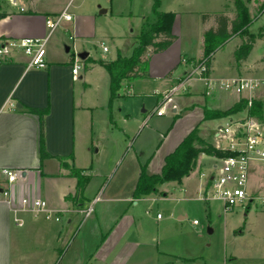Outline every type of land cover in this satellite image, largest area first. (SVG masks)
<instances>
[{"label":"crops","instance_id":"crops-1","mask_svg":"<svg viewBox=\"0 0 264 264\" xmlns=\"http://www.w3.org/2000/svg\"><path fill=\"white\" fill-rule=\"evenodd\" d=\"M17 1L26 6L27 11L20 12L7 1L0 4V14H4L0 18V37H45V17L56 12L33 10L35 0ZM176 19L177 14L172 27L175 35ZM203 24L202 52L199 55L188 54L182 47L175 49L179 40L177 36L173 45L151 55L144 78L126 81L129 92L125 96L132 98V107L136 99L150 94H155L156 107L162 105L165 96L169 97L163 106L164 114L157 115L155 119V126L145 135L139 134L140 127L147 125L150 118H138V112H130L131 105L127 103L123 109L120 108L123 125L120 130L124 134L122 144L114 138V129H109L111 136L106 133L104 148L97 146L96 150L94 108L84 99L86 79L83 74L74 77L72 73L78 52L74 44L69 52L57 46L47 49V68L29 67L28 57L22 52L0 62V188L7 184L2 173L4 169L21 171V177L11 186V200L0 199V264H172L170 260L160 263V255L175 254L169 251L172 248L167 244H157L156 225L148 219L147 209L143 212L147 205L143 203L152 206L159 200L156 197L159 193L134 197L140 174L143 169L149 175L160 174L168 155L194 130L199 136L214 131L215 137L216 131L210 126L200 132L203 121L218 118H207L206 110H227L247 96L225 91L204 95L200 81H196L192 88H186L192 79L188 78L191 66L182 60L184 57L201 58L204 33L215 27L214 20ZM72 30H76L74 20ZM235 39L237 48L242 42L239 35L233 36L224 48ZM132 45L134 48L136 42ZM233 60L227 62L225 74L220 77L241 74L242 68L239 70ZM210 74L216 77L213 69ZM100 76L104 80V90L101 88L95 98L103 103L108 94V73L100 71ZM112 102L109 88V125L117 128ZM166 105L172 108L170 114L166 113ZM30 108L49 109L45 117V139L46 149L52 156L43 160L39 151V120L37 115L28 111ZM145 112L143 109L141 114ZM244 112L246 114L238 118L234 115L239 112L223 118L242 119L247 116ZM191 115L192 125L188 118ZM133 119L138 123L137 128L130 122ZM96 127L101 129L102 126L97 123ZM175 131L178 137L173 135ZM182 131L185 135L180 137ZM68 155H72L69 162L89 176L81 195L78 194V179L56 158ZM212 157L216 161L217 156L201 154V159L213 160ZM254 162L260 161L252 162L250 173L254 170ZM195 169V173L188 174L181 183H163L161 198L167 196L165 186L171 183L200 200L198 197L204 187L201 173L211 168L196 164L193 171ZM250 191L262 196L256 190ZM25 197L45 200L61 221L35 217L31 211L22 210L21 200ZM91 199L89 206L94 203L93 210L86 215L89 207L86 205ZM162 219L163 216L158 217L157 214V220Z\"/></svg>","mask_w":264,"mask_h":264},{"label":"rangeland","instance_id":"rangeland-1","mask_svg":"<svg viewBox=\"0 0 264 264\" xmlns=\"http://www.w3.org/2000/svg\"><path fill=\"white\" fill-rule=\"evenodd\" d=\"M156 2L160 12L177 14L175 33L179 36V40L176 41L175 49L185 48L186 52L192 55H199L202 52V32L205 27L203 15L207 13L215 15L223 10L227 15L234 17L236 11L234 0H35L33 10L54 11L56 13L53 14L56 15L67 9L75 17L76 30L74 32L72 30L73 21L61 22L48 39L46 47L48 50L51 46H57L66 52V47H72L74 44L78 52L82 50L90 53L89 59L80 63L82 66L80 74H83L86 79L84 84L85 102L94 108L95 134H93L95 144H97L94 145V150L97 146L104 148L106 133L111 136L109 129H114L112 130L114 138L117 139L118 144H122L121 139L124 134L120 130V127L123 126L120 108L123 109L127 103L131 105L129 107L130 112L133 114L138 112V118L140 116L141 118L146 116L150 118L146 123L147 125L140 127L139 134L145 135L155 126V119L158 117L156 111L159 109L155 106V94L136 99L132 107V98L125 96L129 92L126 82H123L119 96L112 102V114L117 128L109 125L110 114L107 101H109L110 74L93 60H114L118 53L124 56L131 55L132 44L137 41L144 24L154 22L157 19L154 12ZM247 5L249 16L254 21L245 35L259 32L264 35V0H247ZM102 9H105L106 12L101 13ZM46 30L47 36L49 34L47 26ZM240 38L242 41V37ZM237 42L235 39L224 49L215 52L211 68L215 78H222L220 76L225 74L227 62L234 58ZM102 43L108 47L107 52L103 51ZM78 52L76 53L78 54ZM233 61L236 65L235 59ZM237 67L239 70L240 67L242 68L240 75L264 78V38L256 40L249 59L241 62L240 66ZM100 71L108 73V94L105 95L103 103L98 101L97 97L95 98L100 94L101 88L104 90V80L100 76ZM195 77H197L196 74L186 88H192L196 84L198 80ZM219 91L215 90L212 94L219 93ZM222 92L220 91V93ZM203 93L207 95L205 88H203ZM255 98L264 100V87L257 92ZM143 109H146V112L141 114ZM165 109L168 114L172 111V108L167 105ZM245 114L242 111L234 117L238 118ZM188 118L190 124H194L193 115ZM227 120V118L206 119L201 123L200 132L208 126L216 131ZM130 122L137 128L138 123H135L134 119ZM140 122L141 119L139 124ZM97 123L102 126L101 129H97ZM262 123L264 124V116ZM213 132L208 131L201 136L197 133V135L215 147L218 144L223 146L214 137ZM173 135L178 137V132L175 131ZM184 135L185 133L182 131L180 137ZM195 143L196 140L194 139L191 144L196 145ZM201 154L198 156L197 166L200 164L202 168H212L211 165L215 159L213 157L211 158L213 160L201 159ZM253 168L254 170L250 173L249 189L264 195V161L254 162ZM195 171L196 169L190 173H195ZM161 186L156 192L159 193L160 197L156 196L159 200L154 202L152 206L150 203H143L147 204L143 208V212L147 209L148 219L151 224L156 225L158 231L157 244L158 242L159 246H165L163 243L167 244L172 248L169 251H174L175 254V256L160 255V263L170 260L172 264H264V204L260 200L253 201L249 208L236 206L228 213H224V207L220 201L194 199L192 197L195 195H190L171 183L165 186L168 192L167 196L161 198ZM91 202L92 199L86 207ZM93 205L94 203H92ZM157 214L163 216L161 221L157 220ZM180 216L184 218L180 219ZM194 220H197L198 223L194 224ZM63 221L65 222V219ZM162 248L160 247V249Z\"/></svg>","mask_w":264,"mask_h":264},{"label":"built area","instance_id":"built-area-1","mask_svg":"<svg viewBox=\"0 0 264 264\" xmlns=\"http://www.w3.org/2000/svg\"><path fill=\"white\" fill-rule=\"evenodd\" d=\"M7 1L10 5L18 8L20 12L27 11L26 6L17 0H0V4ZM74 16L63 10L56 15L46 17V26L49 34L45 37H25L6 38L0 37V62L10 59L16 52H22L28 57V66L35 68H47V42L50 35L60 26L61 22H71ZM104 52L108 47L102 43ZM81 61L75 54L72 73L77 77L82 69ZM183 63L191 66L188 78L195 77L202 82L207 95H211L215 90L235 93L247 99V106L251 107L256 94L264 87V78L259 76L237 75L227 78H214L211 72L208 73L204 62L192 63L188 58H183ZM176 88V87H175ZM168 96L162 101V105L157 109L156 114H164V105ZM216 138L223 144L216 145L217 149L226 150L228 154L223 157H216L210 171L202 172L201 179L204 181L202 194L198 199L202 201H220L224 207V213H228L236 206L249 208L255 200H260L264 204V195L256 196L249 189V179L251 164L253 161H264V124L255 117L246 116L242 119L227 120L216 130ZM2 173L6 179V186L0 188V199L11 200L13 183L21 177L20 170L4 169ZM97 200V199H96ZM21 209L31 211L35 217L42 216L45 219L61 221V217L48 207L43 199H30L25 197L21 200ZM93 210L92 205L86 209V215H90ZM161 215L158 214V217ZM19 225V220H15ZM198 221L194 220V224Z\"/></svg>","mask_w":264,"mask_h":264},{"label":"trees","instance_id":"trees-1","mask_svg":"<svg viewBox=\"0 0 264 264\" xmlns=\"http://www.w3.org/2000/svg\"><path fill=\"white\" fill-rule=\"evenodd\" d=\"M234 6L236 11L233 18H230L224 11L218 12L215 15L209 13L203 15L204 22L213 18L215 27L209 28L204 33L203 56L199 59L193 57L188 59L194 64L204 62L207 66L208 73L211 72L215 52L224 48L233 36L239 35L242 37L241 44L234 51V59L237 65H240L241 62L248 59L256 40L264 36L261 32L245 35L254 21L249 16L247 0H234ZM154 12L157 15L156 21L144 24L131 55L124 56L118 53L117 58L114 60H93V62H97L105 67L110 74L111 102L119 96V90L123 82L144 78L147 75L148 63L152 54L166 50L178 38L172 31L176 13L160 12L157 9V2L154 6ZM3 15V13L0 14V18ZM28 111L38 116L40 157L42 160L51 157L52 155L46 149L45 139V117L49 109L30 108ZM240 111H246L247 116L255 117L262 122L264 116V100L254 99L252 106L248 107L247 99L240 98L233 107L227 110L207 109L206 117L223 118ZM194 139L196 140V145L191 144ZM201 153L223 157L228 154V151L217 149L207 140L200 138L194 130L181 142L173 153L168 155L160 174L149 175L145 169L142 170L134 197L140 198L156 193L159 186L165 182L176 181L181 183V180L196 167L198 156ZM56 158L63 168L70 170L71 174L78 179V194L81 195L89 182V176L83 173V169L77 168L69 162L72 160V155L57 156Z\"/></svg>","mask_w":264,"mask_h":264},{"label":"water","instance_id":"water-1","mask_svg":"<svg viewBox=\"0 0 264 264\" xmlns=\"http://www.w3.org/2000/svg\"><path fill=\"white\" fill-rule=\"evenodd\" d=\"M100 12H101V13H104V12H106V10H105V9H102ZM66 51L69 52V51H70V47L67 46V47H66ZM78 56H79L82 60H85V59L88 58V56H89V52H82V53H79ZM24 172H25V171H24ZM23 174H24V173H23ZM209 232H212V230H209Z\"/></svg>","mask_w":264,"mask_h":264}]
</instances>
